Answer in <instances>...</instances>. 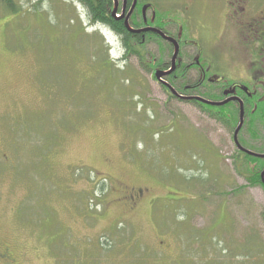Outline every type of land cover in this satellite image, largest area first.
<instances>
[{"label": "rangeland", "instance_id": "1", "mask_svg": "<svg viewBox=\"0 0 264 264\" xmlns=\"http://www.w3.org/2000/svg\"><path fill=\"white\" fill-rule=\"evenodd\" d=\"M8 1L0 251L10 246L9 264H264L255 164L236 165L229 131L155 78L158 60L172 61L168 42L151 37L139 48L144 61L125 60L120 38L73 1L11 0L16 11ZM188 1L159 0L158 9L153 0L148 10L182 22L176 80L191 86L205 67L221 84L246 78L238 30L262 6L236 13L224 0ZM258 133L251 147L264 150V127ZM139 188L129 203L125 192Z\"/></svg>", "mask_w": 264, "mask_h": 264}, {"label": "flooded vegetation", "instance_id": "2", "mask_svg": "<svg viewBox=\"0 0 264 264\" xmlns=\"http://www.w3.org/2000/svg\"><path fill=\"white\" fill-rule=\"evenodd\" d=\"M76 5V8H80L81 14L88 17L90 20L93 18L92 12L90 11L89 4L91 1L93 3V0H71ZM111 1V15L113 14L114 9H117L116 17L112 15V17L118 21L122 22V24L127 28V30L140 38V42H147L150 41L149 39L152 37L162 39L163 41H167L170 49L173 50V53L175 51V44L174 42H171L167 39H164L161 35L154 31H141V32H133L128 29L126 22L129 24V27L134 30H140L144 28H156L164 32L167 36L174 38L179 45V55L178 59L180 58V50L182 43L180 42L179 37L182 34V22L179 19L174 16L173 20L168 21L167 18H164L161 16L160 19H157V15L154 18L151 17V14L148 10L153 9V0H110ZM155 4L158 6L159 9V0H154ZM196 2V0H189L186 4H182L183 6L190 5ZM225 5L233 9L236 13H239V8H242L244 11L246 7L249 5V3H252L254 6H262L261 14H258L255 17H249L247 21H243L241 23V26L239 27V37L242 44V48L240 50V56L243 61L245 59V63L247 64V70H245L246 78L238 80H232L225 84H221L219 82H215L212 80H208L207 77V67L204 68L205 76L202 78L200 77L194 80L193 86H197L200 88H206L214 94H216L215 97L209 98L206 95H200L203 96L206 100L213 101V102H221L226 101L231 98V101L225 103L224 105L217 106V105H211L206 102H201L197 100H188L190 103L194 104L198 107L199 111L204 114L205 116L214 119L216 122L221 123L226 131H229L228 133L231 134V139L233 142V147L235 149V152L237 153V156L235 157L234 161L238 165L239 161L241 162H248L253 160H250L249 156H252L248 154L245 150H253L254 148L251 147L252 144L255 142V140H261V138L258 136V131H255L254 129L257 128V130H260L261 127H264V123L260 122L261 119H255V111L260 106H264V0H224ZM170 9H178L177 6H169ZM189 7H187L188 9ZM158 13V12H156ZM166 13V12H165ZM162 12V15L165 14ZM179 16V15H178ZM178 28L175 33L170 31V27L177 25ZM105 26L114 33L117 37L120 38L122 48L124 50V53H127L129 51V47L124 42V39L122 36L115 30L114 27H112L110 24H105ZM168 26V28H167ZM202 48V46L200 45ZM140 48V47H139ZM197 54H199V49L197 51ZM198 63V62H196ZM177 64L184 66L181 61L179 60ZM194 64V63H193ZM172 65V61L171 64ZM192 65V63H190ZM163 67V66H162ZM191 66H187L186 68H190ZM171 67H168V69L157 67V71H167ZM156 71V70H155ZM156 71V72H157ZM174 72V71H173ZM173 72L171 74H173ZM171 74L165 76L164 78H168L171 76ZM155 76V73H154ZM156 78V77H155ZM208 80L209 82H212V84H209L208 82H204V80ZM158 80V79H157ZM240 80V81H239ZM169 81V80H168ZM169 83V82H168ZM218 83V84H217ZM262 89V92L259 91ZM168 91L170 92V89L168 88ZM204 94L206 93L203 92ZM218 93V94H217ZM170 95L172 93L170 92ZM187 96H198V94L195 95H187ZM243 110V126L238 132L237 140L235 138V132L238 128V125L240 123L241 119V111ZM236 119V120H235ZM257 120V121H256ZM229 124V128L227 127ZM247 137V138H246ZM247 141V142H246ZM244 149V150H243ZM257 153H264L258 152ZM255 157V156H252ZM259 158V157H255ZM249 159V161H248ZM264 160V158H259ZM254 163V162H253ZM264 172V165L260 169V179L261 184L264 186V179H262V173ZM125 191V190H124ZM143 190L139 188L136 191H132V189L128 192H125L129 195V197L126 195V198H128V202L135 204L137 201V198H139V194H141ZM2 241H0L1 245ZM11 250L9 245H5L4 248L0 251V264H9V260L7 259L8 255L11 254L9 251ZM3 251V252H2ZM11 264L12 261H11Z\"/></svg>", "mask_w": 264, "mask_h": 264}, {"label": "trees", "instance_id": "3", "mask_svg": "<svg viewBox=\"0 0 264 264\" xmlns=\"http://www.w3.org/2000/svg\"><path fill=\"white\" fill-rule=\"evenodd\" d=\"M89 8L90 11L92 12V20L93 22H100L105 24H110L112 27L115 28V30H117V32L122 36V38L124 39V42L127 44V46L129 47V51L127 53H125L124 55V59H128L131 56H135L137 57L140 61H144L143 55H142V51L139 49V47H143L145 42H140V38H138L137 35L129 32L127 30V28L122 24V22H118L116 21L112 15H111V1L110 0H93V3L91 1H89ZM6 8H10L13 11H16L18 6H14V3L11 2V0H9L6 4ZM178 60V58H177ZM171 62H166L161 64V60H158L157 62V67H161V68H165L168 69V67H171ZM163 66V67H162ZM181 65L177 64L176 66V71L173 72V74H171V76H169L168 78H165L166 81L169 82L170 85H172L173 88H175L181 95H206L209 98H213L216 96V94H214L212 92V90L209 93H202L200 88L197 86H186L185 84H182L180 82H178L176 80V72L179 73L180 75L182 74L183 70H182ZM167 77V76H166ZM166 87V86H165ZM167 88V87H166ZM255 119H261L260 122L264 123V106H260L259 108H257V110L255 111ZM236 120V119H235ZM257 121V120H256ZM255 131H259L257 130V128L254 129ZM255 151L258 152H263V150H258V149H253ZM250 160H253L254 162V166L255 169H250V184L256 185V184H261V179H260V169L263 167L264 165V160L259 159V158H255L252 156H249ZM237 165V164H236ZM245 170H239L240 173H244Z\"/></svg>", "mask_w": 264, "mask_h": 264}, {"label": "water", "instance_id": "4", "mask_svg": "<svg viewBox=\"0 0 264 264\" xmlns=\"http://www.w3.org/2000/svg\"><path fill=\"white\" fill-rule=\"evenodd\" d=\"M116 13H117V9L115 8L112 15L116 17ZM126 24H127L128 29L131 30V31H133V32H137L138 33V32H141V31H154V32L158 33L159 35H161L164 39H167V40H169L171 42H174V44H175V51H174L173 57H172V65H171V68L169 70H167V71H157L155 73V77L159 81H161L163 84H165L171 90L172 94L177 95V96H179L180 98H182L184 100H197V101L206 102V103H209L211 105H217V106L224 105L225 103L231 101L232 99H235V98H231V99H228L226 101L213 102V101L206 100L205 98H203L201 96H183V95L178 94L176 92V90L172 87V85H170L167 81L164 80V77L165 76L171 74L176 69L177 58H178V55H179V45H178V42L174 38H171V37L167 36L164 32H162L159 29H156V28H144V29H140V30H134V29H131L129 27V24L127 22H126ZM243 122H244V119H243V110H242L241 111L240 123H239L238 128H237V130L235 132V138H236V140H237L238 132H239V130L243 126ZM245 151L248 154L252 155V156L259 157V158H264V153H257V152L251 151V150H245ZM262 179H264V172L262 173Z\"/></svg>", "mask_w": 264, "mask_h": 264}, {"label": "bare ground", "instance_id": "5", "mask_svg": "<svg viewBox=\"0 0 264 264\" xmlns=\"http://www.w3.org/2000/svg\"><path fill=\"white\" fill-rule=\"evenodd\" d=\"M247 138V137H246ZM247 142V141H246Z\"/></svg>", "mask_w": 264, "mask_h": 264}]
</instances>
